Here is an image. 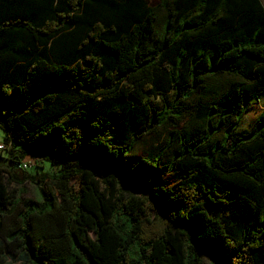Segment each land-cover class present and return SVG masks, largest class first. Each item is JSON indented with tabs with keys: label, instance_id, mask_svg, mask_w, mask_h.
I'll return each instance as SVG.
<instances>
[{
	"label": "trees",
	"instance_id": "obj_1",
	"mask_svg": "<svg viewBox=\"0 0 264 264\" xmlns=\"http://www.w3.org/2000/svg\"><path fill=\"white\" fill-rule=\"evenodd\" d=\"M0 128L55 170L34 200L0 168V259L264 264L260 0H0Z\"/></svg>",
	"mask_w": 264,
	"mask_h": 264
},
{
	"label": "rangeland",
	"instance_id": "obj_2",
	"mask_svg": "<svg viewBox=\"0 0 264 264\" xmlns=\"http://www.w3.org/2000/svg\"><path fill=\"white\" fill-rule=\"evenodd\" d=\"M146 1L149 7H155L159 3V0H146ZM152 102L155 108L157 109V111H161L163 109V104L160 98H153ZM261 111H263L262 103L259 106L258 105L255 106L252 111L246 113L243 117L241 131L248 130L249 127L253 125V122L255 123L257 116L259 113H261ZM166 113L161 114L160 119H163ZM193 124L194 123L192 122L191 125ZM191 128L192 126L186 128L187 137L193 136L195 133V131H192ZM10 144L11 143L9 141V137L7 133L0 128V145L10 147ZM163 144H164V140H156V138H154L153 136L145 137L141 141L135 152L132 154L131 158L139 159V158L147 157V155H149L154 151L155 147L162 146ZM23 161L28 165H30V167L27 169H19L18 165H14L10 162L8 151L5 150L1 152L0 150V168L15 169L14 173L16 174V177L10 176L7 173V171L3 172V175L5 176V182L8 184L9 188L11 190H15V191L17 190L20 195L26 198L36 200L38 197L37 183L39 178L40 179L42 178V180H44L42 176L45 173H49L50 175H53L55 173V170L53 169L50 163H47L45 162L44 159L37 158L35 156H27L24 158ZM31 178H35V179L32 180ZM160 183L170 189H173L176 185L174 179L170 176H163ZM44 184H46L48 187L54 190V184L50 180H46V183ZM133 191L137 192V188H135ZM3 241L4 240L0 238L1 244L3 243ZM0 264H20V263L19 262L13 263L9 258L4 256L3 259H0Z\"/></svg>",
	"mask_w": 264,
	"mask_h": 264
},
{
	"label": "built area",
	"instance_id": "obj_3",
	"mask_svg": "<svg viewBox=\"0 0 264 264\" xmlns=\"http://www.w3.org/2000/svg\"><path fill=\"white\" fill-rule=\"evenodd\" d=\"M10 147H8V146H4V145H0V150H1V152H3V151H5L6 149H9ZM30 167V165H28L27 163H25V162H22V165H21V168L22 169H27V168H29Z\"/></svg>",
	"mask_w": 264,
	"mask_h": 264
},
{
	"label": "crops",
	"instance_id": "obj_4",
	"mask_svg": "<svg viewBox=\"0 0 264 264\" xmlns=\"http://www.w3.org/2000/svg\"><path fill=\"white\" fill-rule=\"evenodd\" d=\"M260 1H261L262 5H263V7H264V0H260Z\"/></svg>",
	"mask_w": 264,
	"mask_h": 264
}]
</instances>
